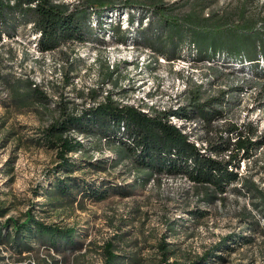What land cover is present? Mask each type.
I'll use <instances>...</instances> for the list:
<instances>
[{"label": "rangeland", "instance_id": "rangeland-1", "mask_svg": "<svg viewBox=\"0 0 264 264\" xmlns=\"http://www.w3.org/2000/svg\"><path fill=\"white\" fill-rule=\"evenodd\" d=\"M55 1L81 5L86 0ZM105 1L121 5L124 0ZM163 3L178 14H212V19L231 18L233 24L249 20L259 29L264 26V0ZM90 11L92 34L81 44L53 51L37 50L32 23L17 13L7 16L6 31L0 32V225L7 219L20 223L30 214L45 224L72 229L73 238L79 241L76 248L59 246L55 250L39 242L34 231L24 230V245L0 243V264H192L200 263L204 253L224 241L231 249L214 248L213 253L221 259L211 256L208 264H264V201L240 182L229 185L220 199L206 203L200 200L201 189L185 177L160 174L144 182L126 161L109 165L115 154L103 141L98 144L72 132L70 135L87 145L88 154L82 158L81 153H74L75 159H83L82 166L67 172L58 169L57 175L74 178L79 187L85 181L86 187L108 185L125 194L109 192L106 198L95 200L71 188L72 197L53 207L49 204L52 199L40 193L54 178L49 170L57 163L54 150L41 140L42 129L107 96L152 112L183 105L192 91L199 93L201 101L225 91L222 116L212 122L209 132L198 121L189 123L186 131L191 139L203 145L206 137H226L229 124L255 130L264 139L262 71L226 56L197 59L194 51L187 53L185 47L179 58L168 59L161 55V45L152 35L147 40L138 36L136 19L130 24L124 12L97 18ZM133 13L138 16L141 12L134 9ZM145 16L151 18L150 12ZM116 25L120 27L118 35L110 30ZM14 86L24 96L22 100ZM171 120L177 125L184 123ZM230 137L235 139V134ZM96 159H105V170L95 172L87 167V162ZM238 171L244 183L264 193V144L249 161L240 162ZM192 209L204 215L195 217L199 213H190ZM253 221L259 232L249 230ZM233 234L237 238L231 241ZM241 236H252V240L245 242ZM108 244V251L117 255L119 262H107Z\"/></svg>", "mask_w": 264, "mask_h": 264}, {"label": "trees", "instance_id": "trees-1", "mask_svg": "<svg viewBox=\"0 0 264 264\" xmlns=\"http://www.w3.org/2000/svg\"><path fill=\"white\" fill-rule=\"evenodd\" d=\"M134 9H139L141 13L136 16ZM90 10L97 18L113 12H124L130 24L136 19L139 25L136 30L138 36L147 40L152 35L151 38L161 45V55L168 59L179 58L180 50L185 47L187 53L194 51L197 59L209 60L216 55L226 56L246 62L248 66H254L264 74V26L259 29L249 20L233 24L229 21L231 18L223 16L212 19V14L207 17L192 12L178 14L173 8L165 6L163 0H124L121 5L110 4L105 0H86L81 5L55 0H0V32L6 26L7 16L17 13L32 23V28L37 34V50L53 51L64 45L81 44L92 34L89 26ZM147 12H150L151 18L145 16ZM242 15L243 12L240 17ZM110 30L114 35H118L120 27L116 25ZM14 88L17 98L22 100L24 96L19 95V89L14 86L13 90ZM195 92L192 91L186 97L185 103L175 109H152V112L145 111L140 106L117 103L107 96L104 101L84 108L78 114L67 113L51 122L42 129L41 140L54 150L57 163L49 170L54 178L49 180L40 193L52 199L49 204L53 207H57L61 200L72 197L71 188H78L83 196L89 195L95 200L106 198L109 192L125 194L121 189L108 185L102 189L86 187L85 181H81L82 185L79 187L74 178H61L57 175L58 169L67 172L82 166L80 160L83 159L78 161L73 157L74 153H81L82 158L88 154L87 145L77 136L70 135L75 132L78 136L91 138L98 144L103 141L115 154L109 165L116 166L126 161L144 182L160 174L183 176L201 189L200 200L206 203L220 199L227 192L229 185L240 182L258 192L264 201V193L257 191V188L247 181L244 183L238 171L240 162L249 161L255 151L264 144L263 135L258 137L255 130L247 131L245 126L229 124L225 129L229 133L226 137H206L202 141L203 145L196 144L191 139V133L186 131L187 125L198 121L207 132L211 131L212 122L222 116L220 105L226 92L221 91L203 101L200 100L199 93ZM235 93L236 91L230 94ZM38 94L41 100V92ZM171 117L184 123L177 125L171 121ZM230 133L235 134V139L230 137ZM86 165L95 172L106 169L105 159L89 161ZM196 210L192 209L190 213ZM198 213H195V217L204 215L203 211ZM252 224L249 230L259 232L255 221ZM24 230L34 231V237L39 242L55 250L59 249V246L76 248L79 245V241L73 238L72 229L45 224L30 214L20 223L7 219L0 225V243L24 245L25 241L21 239ZM261 231L264 234V230ZM251 237L240 238L250 242ZM236 238L237 234H233L229 240L234 241ZM109 245L106 247L107 262H119V257L108 251ZM217 247L231 249L230 244L224 241L223 245L218 244L204 253L200 263L192 264H208L207 259H212L211 256L221 259L213 253ZM165 252L166 250L163 251L164 258Z\"/></svg>", "mask_w": 264, "mask_h": 264}, {"label": "built area", "instance_id": "built-area-1", "mask_svg": "<svg viewBox=\"0 0 264 264\" xmlns=\"http://www.w3.org/2000/svg\"><path fill=\"white\" fill-rule=\"evenodd\" d=\"M172 118H174V117H171V119H172ZM175 119H176V118H175ZM176 120H178V119H176ZM171 121L174 122L173 120H171ZM178 121H180V120H178ZM174 123H175V122H174Z\"/></svg>", "mask_w": 264, "mask_h": 264}]
</instances>
